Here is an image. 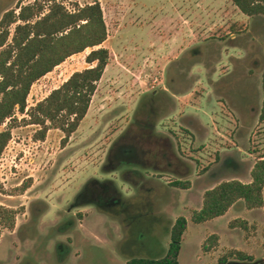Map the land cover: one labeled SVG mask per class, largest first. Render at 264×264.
Listing matches in <instances>:
<instances>
[{"label": "rangeland", "instance_id": "rangeland-1", "mask_svg": "<svg viewBox=\"0 0 264 264\" xmlns=\"http://www.w3.org/2000/svg\"><path fill=\"white\" fill-rule=\"evenodd\" d=\"M32 1L0 0V15ZM55 1L67 11L98 2L105 38L97 47L107 50L106 63L84 116L63 144L56 128L34 139L39 126L27 123L26 110L73 71L88 67L84 56L90 48L66 57L35 80L22 113L14 110L12 119L0 124V130L8 127L10 132L0 154V206L12 213L10 225L0 223V264H17L24 253L37 264H128L129 258L158 257L177 216L187 219L177 264H217L221 256L236 261L228 253L233 249L264 260V184L262 206L252 216L235 218V231L229 232L219 218L190 221L201 193L231 178L206 177L219 157L231 154L245 164L232 177L241 182L250 179L253 162L264 158V121L257 118L264 18L242 14L229 0ZM178 24L183 38L179 36L172 54ZM12 29L10 24L9 36ZM173 55L177 57L166 65ZM153 92H164L171 100L169 109L168 102L158 107L154 130L167 136L176 155L189 165L183 178L187 189L171 186L177 177L169 173L116 161L139 101ZM138 156L128 158L143 162ZM110 165L118 166L106 172ZM133 168L141 175L129 171ZM91 179L100 183L96 194L87 204L76 203L86 185L94 186ZM106 182L105 190L101 184ZM114 194L119 203L111 202ZM87 196L89 200L88 191ZM232 216L230 210L231 221ZM66 220L72 226L65 227ZM81 234L86 245L76 261ZM62 242L68 244V256L65 248L59 249Z\"/></svg>", "mask_w": 264, "mask_h": 264}, {"label": "trees", "instance_id": "trees-1", "mask_svg": "<svg viewBox=\"0 0 264 264\" xmlns=\"http://www.w3.org/2000/svg\"><path fill=\"white\" fill-rule=\"evenodd\" d=\"M229 1L246 16L264 18V0ZM16 8L17 12L8 9L0 15V124L5 119L8 121L12 119L14 110L22 113L29 87L35 80L66 57L90 48L84 56V61L89 64L88 67L73 71L60 85L51 89L47 95L26 110L29 121L27 123L39 126L33 132L34 139L41 140L46 130L56 128L62 132L59 142L63 144L84 116L95 83L106 63L107 50L97 47L105 38V25L100 6L97 1H93L76 5L71 11H67L55 0H33L31 3L17 5ZM10 24H13V29L9 36ZM260 90L261 102L257 118L259 121H264V71L260 77ZM161 97L164 100L161 101ZM167 102L169 109L171 100L164 92L149 93L139 101L123 137L124 142L116 153V161L121 165L141 164L143 169L150 168L160 173L174 175L177 180L170 185L186 189L188 182L183 178L189 175V165L176 155L171 140L154 130V117L160 111L158 107ZM133 128L139 136L132 131ZM9 138V128L1 129L0 154ZM134 153H138V158L141 157L143 162L129 160L128 156L133 157ZM105 163L104 161L103 164ZM117 166L110 165L105 171H113ZM244 168L245 164L231 154L219 157L206 177L210 180L221 175L231 178L220 180L202 192L201 205L192 211L190 221L200 223L220 216L228 207L236 203L242 204L246 209L261 207L264 158L253 162L248 172L250 179L247 182L232 178L240 175ZM129 171L141 175L134 168ZM91 180L94 186L86 185L75 198V202L92 200L96 194L95 187L100 183ZM82 195L83 197L79 198ZM11 217V211L0 206V223L10 225ZM235 221L237 220L234 219L230 223H236ZM239 223L245 224L242 220ZM185 226V218L177 216L170 225L169 240L163 255L129 258L128 264H177L176 256ZM211 238L215 242L214 234ZM228 253L233 255L236 261L221 256L217 259V264L235 262L250 264L253 260L250 255L240 250L233 249ZM257 263L258 260L252 264Z\"/></svg>", "mask_w": 264, "mask_h": 264}, {"label": "crops", "instance_id": "crops-1", "mask_svg": "<svg viewBox=\"0 0 264 264\" xmlns=\"http://www.w3.org/2000/svg\"><path fill=\"white\" fill-rule=\"evenodd\" d=\"M176 32H177V34H176V42L174 43V45H173V47L171 48V46H170V51L169 52H173L174 50H175V48H176V46H179V42H181L182 41V38H183V26H181V25H179L178 24V28H177V30H176ZM179 36H180V39H181V41H180V39H179ZM173 37H174V35L172 36V39H173ZM169 43V42H168ZM182 49H184L183 47H182ZM175 53V52H174ZM179 52H176V54L177 55H179L178 54ZM173 54V53H172ZM177 55L176 56H172L169 60H168V62H166V65L168 64V63H170L171 62V60L172 59H174L175 57H177ZM187 189V188H186ZM202 194V193H201ZM263 199V198H262ZM200 203V205H201V200L199 201ZM200 205H199V207H200ZM198 207V208H199ZM197 208V209H198ZM257 209H259V207L258 208H252V209H246L245 207H243L242 206V204H240V203H236V204H232L230 207H228L227 208V210L224 212V214H222V215H220V216H217V217H214V218H212V219H209V220H213V219H215V218H219V219H223V221H224V224L226 225V227H227V229H228V231L230 232H233V231H235V229L237 228L236 227V223H230V218H228V215H229V211L230 210H232V212H233V216L232 217H234V219L236 218L237 219V217H239V218H241V219H244V215H246V214H251V216L253 215V213H255L254 211H258ZM243 216V217H242ZM184 217V216H183ZM226 217V218H225ZM185 218V221H186V224H187V219H186V217H184ZM209 220H206V221H209ZM206 221H203V222H206ZM185 228H186V226H185ZM185 230V229H184ZM181 242V241H180ZM236 250V249H235ZM240 251H242V250H240ZM242 252H244V251H242ZM245 253V252H244ZM249 255V254H248ZM253 259V258H252ZM256 260H258V263L257 264H261V263H263L264 262V260H263V258H258V259H253L252 260V262L250 263V264H252L254 261H256ZM233 264H237L236 262L235 263H233Z\"/></svg>", "mask_w": 264, "mask_h": 264}, {"label": "flooded vegetation", "instance_id": "flooded-vegetation-1", "mask_svg": "<svg viewBox=\"0 0 264 264\" xmlns=\"http://www.w3.org/2000/svg\"><path fill=\"white\" fill-rule=\"evenodd\" d=\"M107 184H109V182H106V184L105 183H103V184H101L102 186H104L105 188V190L107 189ZM117 194H114L113 195V199L111 200V202L113 201V203H119L120 202V199L118 198V197H115ZM76 203H77V201H76ZM88 203V201H79V203L78 204H81V205H83V204H87ZM77 204V205H78ZM70 222H71V220H66L65 222H63V224L65 223V227L66 226H68V225H71L72 224V222H71V224H70ZM62 226V225H61ZM64 226V225H63ZM72 226V225H71ZM70 227V226H69ZM61 228V227H60ZM51 237V236H50ZM75 237H76V235H75ZM71 238L73 239L74 238V236H72L71 235ZM77 238V237H76ZM78 246H76V247H79V249H80V257L76 260V261H78L79 259H81V257H82V255H83V249H84V247H85V245H86V243H85V239H84V237L82 236V234L80 235V236H78ZM46 243H48L49 244V238L46 240ZM56 242H54V244H55ZM63 244H61L60 245V248L59 249H63V248H65V252L67 253V256H68V244H66L65 242H62ZM42 246V245H41ZM45 244H43V248H45ZM48 246V245H47ZM47 246H46V250L48 249L47 248ZM20 257V256H19ZM30 258L31 257H27V259H26V253H24V254H22V256L19 258V260L17 261V264H28V263H31V264H37V260H34L33 259V261L32 260H30ZM60 259H61V257H60ZM61 260H64V259H61ZM33 262V263H32Z\"/></svg>", "mask_w": 264, "mask_h": 264}]
</instances>
